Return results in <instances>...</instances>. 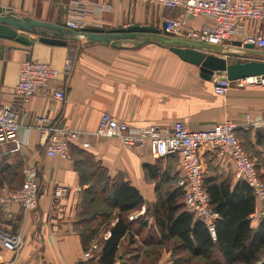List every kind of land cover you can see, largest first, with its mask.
<instances>
[{"label": "crops", "instance_id": "1", "mask_svg": "<svg viewBox=\"0 0 264 264\" xmlns=\"http://www.w3.org/2000/svg\"><path fill=\"white\" fill-rule=\"evenodd\" d=\"M70 1L0 0V7L10 8L19 16L61 25L65 5ZM78 1H101L110 6L101 18L102 28L106 30L131 25L162 29L166 18L181 14L179 9H162L126 0ZM208 23V19L198 17L190 25L198 29ZM28 37L33 41L30 46L0 39V105L19 118L22 123L20 137L25 141L19 152L0 157V164L3 161L10 165L22 162L24 167H37L43 192L35 211H26L15 204L4 206L0 202V229L20 234L24 240L20 253L0 252L6 260L18 264H75L85 253L78 222L82 191L86 187L81 184L72 158L47 157L43 136L36 128L40 117L46 116L60 127L90 133L97 130L106 112L136 127H171L182 121L191 131L207 130L229 119L239 126L237 137L264 172V146L257 140V134L264 132V128L241 127L246 116L251 119L264 117V88L233 84L225 95H217L215 80L202 79L199 67L184 62L167 48L153 44L115 49L100 43L70 42L67 47H57L41 43L38 36ZM29 59L50 64L60 71L59 79L51 87L66 92L64 102L55 99L49 90H42L24 113L15 87L20 66ZM67 63L71 68L68 74L65 73ZM88 141L90 148L86 151L107 170L111 179L128 182L139 191L148 206L157 202L155 184L145 171L147 164L157 163L149 148L127 147L115 138L91 137ZM7 148L10 146L0 148V152ZM200 155L206 181L226 182L232 189L239 183L234 165L228 158L220 157L217 150L204 147ZM179 161L178 156L163 160V172L179 173ZM59 186H67L70 193L62 200L60 209L54 210L53 194ZM12 190L13 186L0 189V199ZM146 209L144 206L132 215L137 222L144 218L146 225H136L133 243L123 239L116 264H142L150 240L160 239L154 218L144 216ZM254 215L250 216L251 226L257 229L261 218ZM115 222L116 218L112 225ZM107 233L109 229L95 239L97 248L91 250L94 260L89 264H99L100 243ZM171 256V250L163 248L155 264H173Z\"/></svg>", "mask_w": 264, "mask_h": 264}, {"label": "built area", "instance_id": "2", "mask_svg": "<svg viewBox=\"0 0 264 264\" xmlns=\"http://www.w3.org/2000/svg\"><path fill=\"white\" fill-rule=\"evenodd\" d=\"M134 4L154 5L162 9H179L181 14L164 20L165 33L174 37H185L212 45H228L239 42L241 47L252 46L255 50L264 51V0H126ZM110 9L101 1L91 3L71 0L65 5L64 21L61 25L75 31L89 28H102V14ZM89 15H92L90 18ZM198 17H204L209 23L202 28H194L190 22ZM252 23V25H248ZM103 29V28H102ZM163 29V28H162ZM71 70L67 63L65 73ZM61 73L50 64L29 59L22 62L19 70L15 94L21 101L22 110L42 90H49L58 101L67 98L63 89L51 85L56 82ZM233 84L238 86H258L264 88V75L247 77L231 81L227 78L215 79L214 92L225 95ZM238 125L229 119L202 131H191L187 124L178 121L173 126L149 125L136 127L119 120L111 113H104L94 133L60 127L53 124L46 116L37 120L36 128L41 132L46 155L50 158L71 159V148H90L91 137L115 138L127 147L149 148L151 157L159 160L178 156L179 180L178 187L184 193V202L189 212L207 227L213 240H216V224L218 214L210 205V198L205 186V168L200 151L204 147L217 150L220 157L228 158L235 168V177L244 182L255 198V218L264 217V181L260 178L257 163L243 148L237 137ZM264 128V117L251 119L246 116V122L241 126ZM22 123L15 114L0 105V148L10 146L5 154L19 152L25 141L20 137ZM80 143V144H79ZM24 180L20 189L11 192L0 199L4 206L13 204L26 211H35L39 207L43 187L40 171L35 166L23 169ZM70 188L59 186L53 194L52 208L58 210L62 200L69 195ZM130 216L129 220H133ZM109 233L106 234V238ZM24 247L20 234L8 233L0 229V252L6 251L18 254ZM97 248L93 242L91 250ZM2 250V251H1ZM87 251L75 264H88L92 251ZM0 264H18L6 260L0 253ZM260 264V263H259Z\"/></svg>", "mask_w": 264, "mask_h": 264}, {"label": "trees", "instance_id": "3", "mask_svg": "<svg viewBox=\"0 0 264 264\" xmlns=\"http://www.w3.org/2000/svg\"><path fill=\"white\" fill-rule=\"evenodd\" d=\"M257 136L258 143L264 146V132L260 131ZM172 157L145 166L157 196V202L148 206L139 191L128 182L111 179L92 154L79 147L71 148L75 169L82 186L86 187L82 191L78 222L84 251H90L99 234L109 229V237L100 243L99 264H116L123 239L133 243L136 225H146L144 218L137 222L129 217L146 206L144 216L154 218L160 239L150 240L142 264H155L163 248L171 250L173 264H264V217L257 229L252 228L250 216L255 213L256 205L250 187L239 181L232 189L226 182L205 180L210 205L219 216L216 240H213L204 223L188 211L184 193L178 187L179 174L162 170V161ZM256 163L264 181V172ZM23 168L22 162L10 165L3 161L0 164V189L5 186H13L12 192L20 189ZM92 258L89 262L94 260Z\"/></svg>", "mask_w": 264, "mask_h": 264}, {"label": "water", "instance_id": "4", "mask_svg": "<svg viewBox=\"0 0 264 264\" xmlns=\"http://www.w3.org/2000/svg\"><path fill=\"white\" fill-rule=\"evenodd\" d=\"M29 35L38 36L43 44L57 47H67L70 42L100 43L115 49L139 48L147 44L161 46L184 62L199 67L200 76L206 81L216 78L236 81L264 75V51L252 46L241 47L239 42L231 46L212 45L174 37L165 33L164 26L163 29L131 25L111 30L89 28L75 31L60 24L19 16L10 8L0 7V39L30 46L33 41Z\"/></svg>", "mask_w": 264, "mask_h": 264}, {"label": "rangeland", "instance_id": "5", "mask_svg": "<svg viewBox=\"0 0 264 264\" xmlns=\"http://www.w3.org/2000/svg\"><path fill=\"white\" fill-rule=\"evenodd\" d=\"M231 62H234L235 60L234 59H230ZM24 180V179H23Z\"/></svg>", "mask_w": 264, "mask_h": 264}]
</instances>
